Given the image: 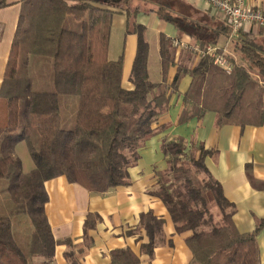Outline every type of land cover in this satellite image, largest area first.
I'll list each match as a JSON object with an SVG mask.
<instances>
[{"label": "trees", "instance_id": "trees-1", "mask_svg": "<svg viewBox=\"0 0 264 264\" xmlns=\"http://www.w3.org/2000/svg\"><path fill=\"white\" fill-rule=\"evenodd\" d=\"M18 26L5 76L0 88V185L6 183L11 204L0 211V264H51L60 242L46 214L45 182L65 176L90 192L104 194L131 183L129 168L137 165L145 141L158 134L155 124L169 107L184 75L192 78L184 94L189 105L179 122L206 112L216 113V125L258 126L264 122V29L239 31L230 40L227 54L233 63L230 73L209 55L189 67L192 50L183 48L175 62L173 39L161 34L162 82L149 74L150 44L147 27L137 23L140 12H153L173 23L179 35L187 34L203 50L228 42L231 25L220 19L211 30L198 21L168 9L160 0H23ZM5 4L1 1L0 5ZM125 11L138 37L130 81L124 84L123 59L108 57L112 19ZM199 24L201 26H199ZM208 29V33H203ZM238 56V59L236 55ZM241 61V62H240ZM177 72L167 82L171 66ZM26 141L35 167L23 172L15 146ZM162 154L168 165L158 171L159 186L151 194L167 208L176 232H191L186 245L192 252L190 264H262L255 230H237L234 205L222 185L205 166L212 150L204 144L191 145L183 138L163 140ZM217 206L214 218L210 204ZM91 214L84 230L94 225ZM139 224L128 234L142 233L149 241L141 254L154 256L164 238L165 220L153 211L142 212ZM142 236L140 235L138 240ZM69 243V240H64ZM70 264H80L71 252ZM110 264H142L131 247L111 251Z\"/></svg>", "mask_w": 264, "mask_h": 264}, {"label": "crops", "instance_id": "crops-1", "mask_svg": "<svg viewBox=\"0 0 264 264\" xmlns=\"http://www.w3.org/2000/svg\"><path fill=\"white\" fill-rule=\"evenodd\" d=\"M0 88L5 76L6 65L18 26L19 14L23 0H0ZM248 6L260 7L264 11V0H245ZM162 4L177 14L190 20L198 21L202 26L217 30L222 14L217 12L205 0H160ZM131 23L134 17L129 20ZM128 16L125 11H118L112 19L108 57L116 61L123 59L124 84L132 87L131 69L136 56L138 37L133 26L128 27ZM137 23L147 27L146 36L150 44L149 69L150 78L154 82H162V57L160 53L161 34L173 41L179 40L193 45L195 40L190 35L181 34L176 26L162 19L153 12H140L136 15ZM199 24V26H201ZM203 29V33H208ZM260 27L246 25L243 30L256 33ZM263 37L259 38L264 43ZM223 36L219 44L224 45ZM175 45V44H174ZM176 48L175 62H178L182 47ZM187 60L191 68L199 60V54L192 51ZM236 55V54H235ZM238 58V56L236 55ZM177 72V64L171 66L167 82L171 83ZM190 75H184L179 83L177 93L171 96L166 113L162 114L155 124L158 134L145 141L140 149L141 155L136 166L129 168L131 183L118 186L104 194L90 192L84 186L69 182L65 176H58L45 182L48 194L46 214L53 237L60 241L55 250L51 264H70L66 253L71 252L80 264H110L111 251L116 248L131 247L141 256L142 264H190L192 252L186 245V237L191 232L178 233L163 201L151 194L159 186L158 171L165 170L168 165L162 154L163 140L183 137L189 145L204 144L212 150L206 157L205 166L219 180L226 198L234 205L233 220L240 232L255 230L260 221H264V122L261 125H216V113L206 112L202 118L193 117L180 123V113L188 107L183 101L184 94L191 84ZM264 100V96L262 97ZM26 141L15 146V154L22 162L23 172L34 169V159L26 168L23 157L31 155L21 149ZM28 145V144H27ZM29 149V148H28ZM24 155V156H23ZM23 156V157H22ZM25 158V159H27ZM32 159V158H31ZM28 160V159H27ZM0 195V210L11 204L8 193ZM153 211L164 218V238L154 249V256L141 254V244L149 238L142 233L128 234L139 224L142 212ZM91 214L95 221L87 232L84 222ZM142 236L138 240L139 236ZM69 240V243L64 241ZM257 243L260 250L261 263L264 264V226L261 228Z\"/></svg>", "mask_w": 264, "mask_h": 264}, {"label": "built area", "instance_id": "built-area-1", "mask_svg": "<svg viewBox=\"0 0 264 264\" xmlns=\"http://www.w3.org/2000/svg\"><path fill=\"white\" fill-rule=\"evenodd\" d=\"M211 8L221 13L232 27L229 40L225 45H209L206 50L199 47V44L194 42L193 45H186L185 42L176 40L174 44L178 47L189 48L199 55L209 54L214 63L223 68L226 73H230L233 69V63L228 59L227 54H231L229 42L236 38L239 31L243 30L246 25L257 26L264 29V11L260 8L248 6L245 0H205Z\"/></svg>", "mask_w": 264, "mask_h": 264}, {"label": "rangeland", "instance_id": "rangeland-1", "mask_svg": "<svg viewBox=\"0 0 264 264\" xmlns=\"http://www.w3.org/2000/svg\"><path fill=\"white\" fill-rule=\"evenodd\" d=\"M239 59V58H238ZM240 60V59H239ZM241 62V61H240ZM27 142H25V145H22V147H21V149L23 150H25V152H27V153H29L28 152V148H29V146H27ZM24 156V155H23ZM22 156V157H23ZM25 158H27V156H24L23 157V164H24V167L26 168L29 164H31V162L33 161V159H31L32 158V156L31 155H28V160L27 159H25ZM6 183L5 182H1V185H0V195H1V199H4V197L2 196L3 194H6L5 192V190H6ZM211 206H210V208H211V211L215 214L216 213V216L214 217V218H216V219H218V218H220V214L218 213V208H217V206L216 205H214V203H211L210 204ZM7 209V206H5V210ZM5 210H0V211H5Z\"/></svg>", "mask_w": 264, "mask_h": 264}]
</instances>
